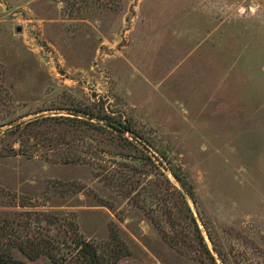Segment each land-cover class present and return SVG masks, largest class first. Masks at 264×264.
Masks as SVG:
<instances>
[{"label": "rangeland", "instance_id": "1", "mask_svg": "<svg viewBox=\"0 0 264 264\" xmlns=\"http://www.w3.org/2000/svg\"><path fill=\"white\" fill-rule=\"evenodd\" d=\"M0 227L21 264H264V0H0Z\"/></svg>", "mask_w": 264, "mask_h": 264}, {"label": "trees", "instance_id": "2", "mask_svg": "<svg viewBox=\"0 0 264 264\" xmlns=\"http://www.w3.org/2000/svg\"><path fill=\"white\" fill-rule=\"evenodd\" d=\"M80 112V111H78ZM84 115H82L83 118H86V119H77L75 115L73 118H69V117H65L64 119H60L62 122H68V123H71V125L73 127H77L79 129H85V130H92V131H103V132H111L109 131L108 129L104 128L105 127H108L110 128L111 130L113 131H116L118 132L119 134H124L125 132H130V133H134L132 131V128L129 124H125L123 125L122 123H118L119 125H114L111 120L110 117L108 116H105V115H100L98 113H93L92 111H84ZM88 115V117H86ZM102 119H106L105 122H104V126H101L98 124V122ZM53 120L52 118H42L40 120H35L33 122H29V123H26V124H23V123H19L15 126L12 127V131H9L8 133H5L6 135L8 134H15V133H18L19 131L23 130V129H26L27 127H30V126H34V125H38L39 123H43V122H46V121H51ZM125 142V140H124ZM127 142V141H126ZM128 143V142H127ZM129 144V143H128ZM170 171V174L173 176V178L180 184V186L182 187V189H184V192H185V195H187L188 197H190V199H194L193 197V194L191 193L190 191V187L188 186V183L185 181V179L183 177H181V175L174 169H169ZM161 175H163L161 173ZM167 181V180H166ZM168 183V181H167ZM170 184V183H169ZM170 186V185H169ZM171 188L176 192L177 196L179 197V199H181L183 205H185V209H186V212L189 214V216L191 217V220L193 221V223H195L194 221V218L192 216V213L187 205V202L185 201V195L182 194L181 191H179L178 189H176L175 186H173L171 184ZM5 230V227H0V230ZM195 230L197 231V234H198V238L201 240V242H203L202 240V237L198 231V228L197 226L195 225ZM4 232V231H3ZM17 234V233H15ZM1 237H5V235H0V240H1ZM16 239L12 242V246H10L9 244L7 245H4V246H0V264H21L22 261H19V259L16 257L21 255L23 257H25L26 259H29V260H34V259H37V258H40L41 256H47L46 253L44 252H40L39 250V245L38 244V247L37 249L33 247L32 250H34V252H31L29 251L30 253L27 254L25 252L26 249H23L21 246L22 245H26L27 244V241H21L20 238L21 236L20 235H16L14 236ZM1 244V242H0ZM37 246V245H35ZM15 251V252H14ZM118 252H121V251H118ZM128 253L126 251L123 252V254H121V256H127ZM118 256V255H117ZM119 257V256H118ZM53 261L55 260L53 257H52Z\"/></svg>", "mask_w": 264, "mask_h": 264}, {"label": "water", "instance_id": "3", "mask_svg": "<svg viewBox=\"0 0 264 264\" xmlns=\"http://www.w3.org/2000/svg\"><path fill=\"white\" fill-rule=\"evenodd\" d=\"M20 31H21V28L18 27V28L16 29V32H20Z\"/></svg>", "mask_w": 264, "mask_h": 264}]
</instances>
